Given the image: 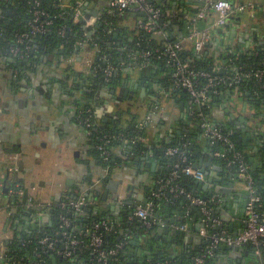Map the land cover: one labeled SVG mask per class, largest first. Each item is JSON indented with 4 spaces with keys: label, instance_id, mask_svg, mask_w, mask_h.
Masks as SVG:
<instances>
[{
    "label": "trees",
    "instance_id": "obj_1",
    "mask_svg": "<svg viewBox=\"0 0 264 264\" xmlns=\"http://www.w3.org/2000/svg\"><path fill=\"white\" fill-rule=\"evenodd\" d=\"M35 1L36 0H0L1 57H9L8 50L12 46H19L16 44L17 37L23 33H28L29 22L36 10L34 5ZM76 1L78 0H41L38 9L45 13V19L51 20L52 22L49 33L45 35L38 34L25 39L24 45L30 47L28 56L25 59L10 56V58L13 59V62H7V64L10 69L17 71L16 75L19 78H25L26 80L31 79L32 81L35 79L37 74V71L35 70L39 65H41L39 72L44 73L52 66L50 59L58 58L57 69H59V71L56 72L54 70L55 67H53L52 71L54 73L52 75L49 72L46 73L47 77H49L46 81H48V84H53L55 81L64 84L72 82V87L69 86L72 91L77 93V97L74 95V104L77 107L76 117L78 121L82 122L88 120L90 123H96V126L89 127L91 133L88 141L91 155L99 160L101 168H107L106 177L99 180V184L104 186L116 168L122 163H130L133 162L135 158L141 157H153L159 161H164L166 159L167 149L181 147L183 145L182 140H161L153 147V149L148 148L142 141V139L147 136V127L145 129L138 128L139 122H141L144 117H142L141 112H139L141 109L137 108V110H133L136 103H138L135 101H133L127 109L120 110L121 114L114 122L104 123L94 116L93 100L99 86L107 87L109 84L117 85L119 83L122 71H117V73L113 74L110 81L105 80L103 73V69L108 64L113 65L115 68H121L120 66L122 62L126 61L125 56L121 55L118 48L128 46L132 49L150 50L151 52L156 48L159 50L160 58H150L146 67L134 69L137 81L141 83L140 88H143L147 94V97L144 99L143 103H141L145 108L150 109L154 104L161 103L162 100L160 94L162 93L167 95L169 99L173 100L174 106L179 103L188 109L190 97L185 89L174 86L171 79L173 69L169 66L166 57L163 55L164 48L161 45L159 38L145 33L137 27L139 22L146 21L145 15H138L132 11L125 10L119 16H111L105 12L104 6L101 7L99 5L102 1L106 2L107 0H82V11L84 13H90L88 11V6L90 4L100 6V13L96 24L90 29H85L82 21H74L73 19V9ZM147 1L155 7H159L164 12L165 15L158 22L169 23L168 29L165 31L169 34L168 41L172 43L181 39L173 34L175 28L180 26L183 29L186 25L182 21L181 15H178L175 20H170L169 17H166V13L180 8L189 9L194 12L196 7L200 6L199 3L188 2L186 0L177 1L176 4H174L176 0ZM7 11H11V16L7 15ZM257 12L259 13L260 11L257 10L255 13ZM258 13L255 15L261 16V14ZM243 14L234 15L229 19L228 23L221 28L219 36L222 40V45L220 49L214 48L213 44L210 43L206 46L202 54L194 55L190 44L188 47L185 46L184 51L180 53V59L186 60L189 58L192 60L191 65L193 69L206 71L211 73L213 77L215 76L225 79L226 82H222L215 87L208 86L206 78L198 79L197 87H206V89H208L210 104L209 107H204L202 111L205 114H208L210 119L213 120L211 112L214 105L222 102L225 97L230 99L236 96L246 105V110L250 115V118L257 121L262 126V131L264 132V80H259L255 77H250L249 79L243 77L247 72L252 73L264 68V26L262 27V30L257 31V33L254 34L252 40H248V43L247 40H245L238 44H224V41L230 39L232 27H237L239 23L241 24L243 19L241 15ZM262 19L264 22L263 15ZM199 23L200 22L197 23V27H199ZM61 29H64L65 32L61 33ZM184 29H186V27ZM170 30L172 32H169ZM115 34H117L116 37L114 36ZM234 38L235 37L230 40H234ZM80 43H85L86 46L82 47L79 45ZM82 52H86L92 56L89 71L86 69V71L79 70L75 67L77 57ZM71 57L74 58V61L70 62L69 59ZM105 57L107 58L106 60ZM218 64H222L221 72L216 71ZM46 67H48V69ZM28 72L30 74L27 77ZM237 72L241 77L240 80H238L237 83L228 86V82L235 80V73ZM192 108L196 113L199 112V108L195 105H193ZM199 123L198 118L192 117V128L195 131L194 133L198 136L201 135L202 138L206 140V144L211 146L212 152L215 150H222L224 147L218 143L211 144L203 135ZM223 129L225 133L227 130H230L225 126H223ZM118 134L123 135L128 140H134L135 143L133 145L126 144L124 146L126 151V154L123 153L124 157H120L116 153L117 148L123 146L121 141L112 140L109 143H105L103 146L110 151V154L109 157L104 160L100 155L97 146L103 144L105 140L103 137L105 135ZM229 139L233 144L234 151H239L244 156L255 180L256 191L264 198V183L261 181L262 178L250 165V146H246L242 138L239 137V134L233 133L232 131ZM252 140L256 144L257 139L253 138ZM187 144V156L184 163H182L183 166L193 165L198 158V154L193 148L192 143L190 142ZM128 146H130V149L127 148ZM261 149L263 150V147H261ZM227 154H230V152L227 151ZM220 162L223 163L222 161ZM223 166H225L224 163ZM232 168L235 169V167ZM169 172L170 169H168L164 178H167ZM176 181L187 190H194L198 193L202 186L184 175H180ZM11 188H13V185L11 187L9 186L7 193H9ZM80 195L82 194L65 196L62 200L53 202L46 207L44 212L49 221L43 223L40 227L34 229L29 234H21L20 236L15 235L9 243L4 246L3 254L0 250V254L3 255L0 264H97L92 249L87 247L88 238H84L81 250H75L69 258H62L56 253H51L41 247L39 240L44 236H49L52 240L56 241L57 248L61 249V245L58 243L60 237L57 234V232L62 230L61 216L69 220L70 226L67 231L73 236H79L80 230L90 227L92 222H107L109 224L108 229L101 228L98 231L103 242L102 248L105 250L113 248L116 244H123L124 234L126 232H136V230L142 231L145 229L139 220L135 218L130 219V215L135 206L119 208L118 217H116L113 214H109V211H105L103 207L104 203H102L99 198L100 195H97V198L93 197V200L89 199L87 196V205L79 213L66 211L60 208L59 204L61 202L67 203L76 200ZM149 195L150 193L148 194L147 199L139 204L146 203L150 199ZM177 200V202H181L183 199ZM9 202L10 206L15 208L18 214H24V208H26L24 205V199L19 200L16 197H11ZM153 202V216L162 217L161 210L165 205V201L163 199L154 198ZM240 214L245 218L243 212ZM151 229L153 228H150L149 230ZM225 229L228 230V228ZM188 230L192 235L196 234L199 242L196 241L195 237L192 238V235H190L188 237L190 238L188 240L189 243L187 244L189 247H187L181 254L169 257L166 252L164 254L155 253L152 254L150 259L145 257L144 259L140 258L137 259L136 262H133L123 253V247L119 250L116 259L110 260L109 264H191L195 257L205 254V246L207 245V242L199 238L198 231L195 230L194 227ZM207 230L213 233L217 232L218 229L212 225H208ZM220 247L227 246L219 245L217 249L213 251L212 255L205 258V264H210L212 262L216 251ZM251 252L253 251L251 250ZM37 254H40V257H37ZM254 257L264 264V253L261 257L256 255H254Z\"/></svg>",
    "mask_w": 264,
    "mask_h": 264
},
{
    "label": "crops",
    "instance_id": "obj_2",
    "mask_svg": "<svg viewBox=\"0 0 264 264\" xmlns=\"http://www.w3.org/2000/svg\"><path fill=\"white\" fill-rule=\"evenodd\" d=\"M102 2L99 3L101 7L106 3ZM100 6L90 4L88 11L91 14L95 10L98 11ZM260 12L257 13L261 16H256L255 12L251 17L249 13L248 18L245 14L241 15L243 18L241 24L247 25L244 27L239 23L237 27L233 26L232 29H236V36L234 40H230L233 38L231 30L230 39L224 41V44L241 43L244 41L242 36L245 34H248L249 41L252 40L254 34L263 29L264 9ZM214 20L215 15L211 12L206 21H201L198 26L209 29L211 43L214 48L220 49L222 45L219 36L221 28L214 27ZM184 28L177 26L175 31L177 37L181 38L184 45L188 47L190 43L184 38L186 35ZM89 58H92L90 54L82 52L77 57L75 67L79 70L89 71L91 65V61L89 64L87 60ZM3 59L4 57L0 56V183L2 185L0 192V250L2 254L4 246L15 235L31 233L40 227L44 223L42 219L47 217L46 214L42 215L30 207L24 208V214H18L15 208L10 206V198L7 193L9 186L14 184L24 187L29 197L42 205H50L62 200L65 196L74 194H84L91 200L100 195L99 198L104 203L105 211H109V214L116 217H118L119 208L133 207L147 199L148 194L156 187L158 181L166 176L174 162L173 156L166 154L164 161L153 157H141L135 158L130 163H122L110 177V180L119 181L116 191L106 188L109 179L104 186L96 185L95 181L100 173L97 159L90 152L89 134L76 117L77 107L74 104V99L77 97V93L66 90L63 96L62 93H54L53 84H49L48 89L46 87L48 83L46 73L52 70V67H55L56 72L59 71L57 69L58 58H51L52 66L49 67V70L38 73L35 80L32 81L16 78ZM120 80H123V84L128 83L131 86L139 83L135 71L130 68L122 70L118 87L123 86ZM71 84L72 82H69L68 85L72 87ZM41 85L45 86L42 91L39 89ZM34 88L39 89L36 92L38 94L32 91ZM160 95L162 102L154 104L150 109L139 104L141 116L151 117V123L146 129L147 136L142 139L143 143L153 149L161 140L191 142L198 154L193 165L197 164L200 159L206 162L209 159L208 154H212L211 146L206 144V140L201 135L198 136L194 133L188 109L184 106L181 108L182 104L179 103L174 106L173 100L169 99L167 95L162 93ZM143 97L146 98L147 94L145 93ZM103 98L97 96L93 100V109L95 112L100 110L98 119L102 122L106 118V115L101 112L104 109ZM227 98L225 97L222 102L214 105L211 112L212 117L217 123L230 129L233 133L239 134L245 145L250 146L249 158L252 159L250 165L260 174L261 181L264 183V148L262 150V145H256L252 139L248 140L247 131L240 121L242 117L245 119V124L249 121L250 115L246 110L247 107L239 97H232L233 101L231 98ZM173 127L174 129H172ZM183 129H186V132ZM124 146H120L116 150L120 157H124L126 154ZM214 161L221 165L223 174L220 176L213 169L214 163L207 167L205 171L208 174L203 173L205 188L201 186L199 194L206 197L215 196L217 201L214 209L215 218L219 219L222 226L228 228L229 232L238 234L244 229V217L240 213H244L246 193L236 169L223 166L219 159L215 158ZM133 163L138 165L134 167ZM105 192L107 195L104 197ZM163 200L165 201L163 209H166L167 213H163L161 210L162 217L160 218H162L164 226L156 225L151 230L144 229L145 232H150L149 237L141 239L139 244H135L137 235L135 231L124 234L123 253L128 259L135 257L138 250L148 251L150 245L154 247L153 254L156 253L158 246L167 254L173 250L172 245L178 254L183 253L189 247L187 246L190 239L188 237L192 234L189 230L184 232L177 228L186 224L189 229L194 227L198 231L201 219L198 209L184 200L181 202L170 199ZM177 218L178 220H176ZM165 227L171 229L172 234H162L161 231ZM176 231L179 233L174 234ZM193 237L196 238V234L192 235ZM251 250L250 245L242 249L241 247L232 249L220 247L210 264H263L254 257ZM145 257L143 254L140 258L144 259ZM2 258L3 255L0 254V262Z\"/></svg>",
    "mask_w": 264,
    "mask_h": 264
},
{
    "label": "built area",
    "instance_id": "obj_3",
    "mask_svg": "<svg viewBox=\"0 0 264 264\" xmlns=\"http://www.w3.org/2000/svg\"><path fill=\"white\" fill-rule=\"evenodd\" d=\"M41 0H36L34 5L36 10L34 11L32 18L29 22L28 33L19 35L16 39V44L19 46H12L9 50V57H17L19 59H25L30 51V47L25 44V39L35 35H45L49 33L51 20L45 19V13L38 9ZM200 6L196 7L193 12L189 9L180 8L166 13V17L170 20H175L178 15L182 16V21L185 23L186 35L185 40L188 41L193 49L194 55H200L205 50L206 46L211 43V34L208 28H199L197 23L206 21L209 14L212 12L215 15L213 22L214 27H224L229 19L236 14L250 13V17L254 16V12L257 10L262 11L263 4L256 1L241 2L239 0H196ZM83 1L78 0L75 3L73 9L74 21H82L85 29L94 27L98 20L99 10L97 16H92L90 13H84L82 11ZM104 10L111 16H119L125 10L132 11L135 14L143 13L146 16V21L139 22L137 26L145 33L154 35L159 38L161 45L164 48L163 55L166 57L167 63L172 67L173 71L171 79L174 86L185 89L190 97L188 104L189 116L199 119V127L203 132V135L210 141L211 144L218 143L222 147V150H215L212 152V156L215 159L222 161L225 166L235 167L238 177L242 181V187L246 193V201L244 206V229L238 234H232L222 226L219 219L214 216V209L217 205L215 196L206 197L202 196L194 190H187L184 186L178 183L176 180L180 175L189 177L195 183L204 182V174L193 168V165L183 166L186 156L188 144L183 142L181 147H172L167 149L166 154L174 157V162L170 167V172L167 178H162L156 184V187L150 191V199L144 204H137L133 212L130 215V219L138 218L145 230L159 225L164 226L162 218L153 216L154 202L153 199H167L177 200L183 199L188 204L196 207L200 213V227L198 229V236L200 239L207 242L206 252L203 255L195 257L191 264H205V258L212 255L213 251L217 249L219 245H225L231 248H239L247 244L252 247L253 254L261 257L264 253V198L261 197L255 188V180L250 172L249 165L246 163L244 156L239 151H234L233 144L229 139L231 134L230 130L224 132L223 126L217 123L214 119H210L208 114H205L202 109L209 107L210 98L208 97V89L198 88V79L206 78L208 86L215 87L222 82H226L224 78L213 77L211 73L206 71H199L193 69L191 59H180V53L184 51L185 45L183 40H177L175 42L168 41V35L165 31L168 29L169 23H159L158 21L165 15L159 8L153 6L147 0H107L104 4ZM264 26V23L262 27ZM262 30V29H261ZM65 30L61 29V33ZM169 32H172L171 30ZM91 33V31H90ZM176 35V31H173ZM24 45V46H23ZM85 47V43L79 44ZM121 55L126 58L125 62H122L121 68H115L113 65L108 64L104 69V78L106 81H110V78L117 71H122L124 68L141 69L147 66L150 58H160L159 50L156 48L153 52L150 50H136L128 46H122L118 48ZM107 58L105 57V60ZM88 63L90 64V60ZM69 61H74L71 57ZM216 71H222V64H218ZM244 78L249 79L255 77L259 80H264V68L255 72H247L243 75ZM240 76L235 73V80L227 83L228 86L237 83L240 80ZM195 105L199 108V112H195L192 106ZM192 108V109H191ZM151 123V117H144L138 124L139 129H145ZM103 144L98 145L97 149L100 151V155L106 160L109 157L110 151L103 145L109 143L112 140L121 141L123 145L134 144V140H128L123 135H105ZM227 151L230 154H227ZM107 175V168L103 169V173L96 179L95 184H99L100 179H104ZM2 185L0 183V192ZM9 198L16 197L19 200L24 199V205L27 208H33L40 214H46L45 208L49 205H42L41 203L34 202L29 197L24 187L19 184H14L13 188L9 191ZM87 196L82 194L76 200L69 202H61L60 208L66 211L81 212V210L87 205ZM62 230L57 232L59 235L58 243L61 245V249L56 246V241L52 240L49 236H44L39 240L41 247L51 253H56L62 258H69L75 250L80 251L83 247L84 238H88L87 247L92 249V253L96 258L97 264H109L110 260H115L119 250L123 248L121 243L116 244L113 248L103 249L102 239L98 234L99 229H108V223L105 221L92 222L90 227H86L80 230L79 236L70 235L68 227L70 226L69 220L61 216ZM212 225L217 232H209L207 226ZM180 231L187 232L188 226L182 224L177 228ZM40 257V254H37ZM150 264V263H147ZM158 264V263H151Z\"/></svg>",
    "mask_w": 264,
    "mask_h": 264
},
{
    "label": "water",
    "instance_id": "obj_4",
    "mask_svg": "<svg viewBox=\"0 0 264 264\" xmlns=\"http://www.w3.org/2000/svg\"><path fill=\"white\" fill-rule=\"evenodd\" d=\"M177 1H184V0H176L175 2H174V4H176V2ZM186 1H188V2H195V3H198L196 0H186ZM97 13H98V11H94L93 13H91V15L92 16H96L97 15ZM7 15L8 16H11V11H7ZM138 15H144L143 13H139ZM240 25H243L244 27L247 25H245L244 23L243 24H240ZM115 37L117 36V34H115L114 35ZM232 36L233 37H235L236 36V29L234 28V29H232ZM242 39L245 41V40H248V34H245V35H243L242 36ZM4 61L3 62H13V59L12 58H10V57H7V58H4L3 59ZM128 71V70H127ZM115 86H117L116 84L115 85H112V86H110L109 88H111V90H112V92H114V89H115ZM109 88H107V89H109ZM138 88V85L137 84H135L134 85V89H137ZM140 95L141 96H143V95H145V90L143 89V88H141V90H140ZM98 96V93L96 94V96L95 97H97ZM231 100L233 101V98H231ZM225 106V105H224ZM181 108H183L182 107V105H181ZM190 120V119H189ZM240 121L243 123V128L247 131V138H248V140H250V139H253V138H256L257 139V141H256V145H258V144H260V145H262V147L264 148V132L262 131V126L257 122V121H255L254 119H252V118H250L249 117V121L247 122V124H245V119L242 117V118H240ZM86 129V128H85ZM172 129H174V127L172 128ZM183 131H185L186 132V129L184 130L183 129ZM90 135V134H89ZM128 149H130V146H128L127 147ZM209 155V159L205 162L203 159H200L199 161H198V163L197 164H194L193 165V168L194 169H196V170H199V171H201L202 173H204V174H208L206 171H205V169L207 168V167H209L212 163H214V165H213V169L215 170V171H217L218 172V174L221 176L223 173V169H222V167H221V165L220 164H218L217 162H215L214 161V158H213V156H212V154H208ZM214 161V162H213ZM252 161V159H250V162ZM133 165H134V167H136L138 164L137 163H133ZM154 166H155V164H153ZM229 176H231V173H229ZM197 184H200V185H202V186H204V188H205V185L202 183V182H198ZM118 185H119V181L118 180H110L109 182H108V184H107V186H106V188L108 189V190H111V191H116L117 190V188H118ZM5 191H6V189H4ZM228 191L226 190V193H227ZM107 195V192H105L104 193V197ZM111 209H113V208H111ZM162 212L163 213H167V211H166V209H162ZM180 215V214H179ZM166 216H167V214H166ZM135 219H137L138 220V218H135ZM176 220H178V218L176 219ZM42 221L44 222V223H47L48 222V218L47 217H44L43 219H42ZM171 222H173V221H171ZM158 232V231H157ZM161 232H163L162 234H166V235H168V234H172V232H171V229H168V228H166L165 227V229H163ZM150 233V232H149ZM148 232H145L144 230H140V231H136V236H135V244H139L138 242L141 240V239H144V238H148L149 236H148V234H149ZM179 232H174V234H178ZM196 239V241L197 242H199V239L196 237L195 238ZM248 245L247 244H245V245H243L242 247H241V249L242 248H245V247H247ZM172 247H173V250L171 251V253L170 254H168V256L169 257H174V256H176L177 254H178V252H177V250H175V248H174V245H172ZM158 251L156 252L157 254H164L165 252L163 251V250H161V247L160 246H158L157 248H156ZM229 249H232L231 247H229ZM153 251H154V247H153V245H150L149 246V249H148V251H145V252H141L140 250H138L137 252H136V258L133 256V258L131 259L133 262H136V260L137 259H140V257H141V255H145L146 256V258L148 259H150L151 257H152V254H153ZM4 262V261H3ZM2 264V263H1ZM177 264H179V263H177Z\"/></svg>",
    "mask_w": 264,
    "mask_h": 264
},
{
    "label": "flooded vegetation",
    "instance_id": "obj_5",
    "mask_svg": "<svg viewBox=\"0 0 264 264\" xmlns=\"http://www.w3.org/2000/svg\"><path fill=\"white\" fill-rule=\"evenodd\" d=\"M5 58H7V57H5ZM7 66L9 67V65H7ZM40 67H41V65H39L38 68L35 70V71H37V74L40 73L39 72V68ZM46 68L48 69V67H46ZM9 70H11V72H13V74H15V75L17 74V71L13 70V69H10V67H9ZM49 73L52 75L54 72L52 70H49ZM27 74H28L27 75V77H28L30 73L28 72ZM61 76H62V74H61ZM16 78L26 81L25 78H19L17 75H16ZM120 82L123 84V80H120ZM68 84H66V83L64 84V83L55 81L53 83L54 93H62V95H63V94H65L66 90L70 91L71 88L69 89V85ZM48 85L49 84L47 83V86H46L47 89L49 88ZM112 85H115V84H109L107 87L106 86L104 87V86L100 85L99 88L97 89V92H96V93H98V96L104 97L103 100H102L103 103H104V109L101 111V112H103L106 115V118L103 121L104 123L114 122L115 119L119 118V116L121 114L120 110L127 109L133 103V101L138 102V103L140 102V104H141V103H143V101L145 99L143 97L145 95L141 96L140 92H139L141 83H137V85H138L137 89H134V85L135 84H133V86H131L128 83L123 84L122 87L119 86L118 90H117V86H115L114 92H112L111 88H109ZM96 86H98V85H96ZM44 87H45L44 85L43 86L41 85V88H39L40 91L44 90L45 89ZM107 88H109V89H107ZM39 89L34 88L33 90L32 89L31 90L34 93H36L37 91H39ZM36 94H38V93H36ZM124 102H126V104H124L125 106H122ZM122 107H124V108H122ZM135 107H137V106H135ZM98 112L100 113V110H98ZM98 112L93 111L94 116L97 117V119L99 117V113ZM84 122L85 121L80 122L83 127H84ZM91 126H93V127L96 126V123H91ZM97 167H98L99 173L100 174L103 173V168H101L99 160H97ZM79 264H81V263H79Z\"/></svg>",
    "mask_w": 264,
    "mask_h": 264
},
{
    "label": "rangeland",
    "instance_id": "obj_6",
    "mask_svg": "<svg viewBox=\"0 0 264 264\" xmlns=\"http://www.w3.org/2000/svg\"><path fill=\"white\" fill-rule=\"evenodd\" d=\"M239 1H241V2H248V1H256V2H260L261 4H263L264 5V0H239ZM245 15H246V17L248 18V15H249V13H244ZM249 20H251V18H249ZM259 36H261V35H259ZM89 60L91 61V58H89ZM119 89V87L117 86V90ZM99 103V101L97 102V104ZM124 104H126V102H124L123 103V105L122 106H125ZM136 106L137 107H139V103H137L136 104ZM137 107H134V109L133 110H137ZM122 108H124V107H122ZM94 111V110H93ZM140 112V111H139ZM84 127L86 128V130H87V133L88 134H90L91 133V130L89 129V127H93V126H91V123L90 122H88V120H85V122H84ZM113 175V174H112ZM111 175V176H112ZM110 180V179H109ZM121 189V188H120ZM2 255V254H1Z\"/></svg>",
    "mask_w": 264,
    "mask_h": 264
}]
</instances>
